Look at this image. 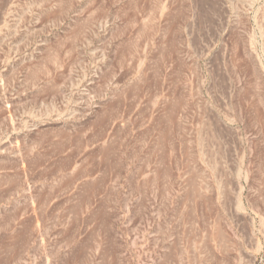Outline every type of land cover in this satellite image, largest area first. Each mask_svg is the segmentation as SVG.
I'll return each instance as SVG.
<instances>
[{"label":"rangeland","instance_id":"1","mask_svg":"<svg viewBox=\"0 0 264 264\" xmlns=\"http://www.w3.org/2000/svg\"><path fill=\"white\" fill-rule=\"evenodd\" d=\"M0 264H264V0H0Z\"/></svg>","mask_w":264,"mask_h":264}]
</instances>
